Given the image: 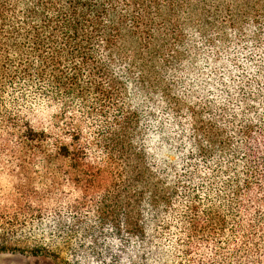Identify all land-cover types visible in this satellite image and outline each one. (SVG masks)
<instances>
[{"label": "trees", "instance_id": "1", "mask_svg": "<svg viewBox=\"0 0 264 264\" xmlns=\"http://www.w3.org/2000/svg\"><path fill=\"white\" fill-rule=\"evenodd\" d=\"M196 38L228 62L190 106ZM131 90L189 146L155 163ZM0 193L2 253L264 264V0H0Z\"/></svg>", "mask_w": 264, "mask_h": 264}, {"label": "rangeland", "instance_id": "2", "mask_svg": "<svg viewBox=\"0 0 264 264\" xmlns=\"http://www.w3.org/2000/svg\"><path fill=\"white\" fill-rule=\"evenodd\" d=\"M195 51L193 53L192 61H195L197 74L191 76L185 70L186 65L181 73H177L179 76L175 82L177 95L182 101L188 103L190 106L200 105L203 102V98L207 97L210 99H215L214 89L218 86L216 81L218 77L215 76V71L220 70L225 65L224 62H228L222 53L212 54L213 52L207 48L199 39L194 41ZM249 46V44H248ZM217 56L221 57L222 63L216 64V69L214 62ZM243 57V56H242ZM240 56V60L244 61ZM214 61V62H213ZM203 74V75H201ZM208 84L214 86L212 89ZM205 86L207 88L203 89V93H196L195 95H189V88ZM207 93V94H206ZM214 97V98H212ZM218 99V98H216ZM156 100L149 101L142 96H136L131 90L127 95V102L132 107L139 110L141 137L139 138L138 146L147 150L146 152L161 163L166 158L157 157L155 154V146H189L190 136L189 132V120L184 117H179L178 119L173 117L163 103L155 104ZM172 156V155H169ZM176 158V156H175ZM154 159V162L156 163ZM157 165V164H156ZM3 199V193H0V202ZM68 259V258H65ZM69 260H71L69 258ZM0 264H64L61 257L56 258L47 255L34 256L30 254L21 253H2L0 252Z\"/></svg>", "mask_w": 264, "mask_h": 264}]
</instances>
